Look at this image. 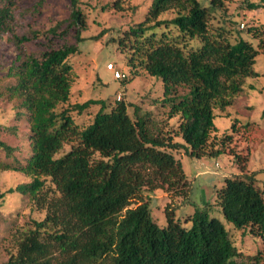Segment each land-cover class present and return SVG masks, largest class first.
Listing matches in <instances>:
<instances>
[{
  "label": "trees",
  "instance_id": "1",
  "mask_svg": "<svg viewBox=\"0 0 264 264\" xmlns=\"http://www.w3.org/2000/svg\"><path fill=\"white\" fill-rule=\"evenodd\" d=\"M227 1L152 0L144 19L118 39L133 72L144 69L162 81V101L168 105V117H178L176 133L183 142L171 133H154L147 115L132 118L123 100L109 110L104 99L70 103L74 77L68 60L80 52L87 29L80 0H70L67 19L75 42L54 46L62 22L46 31L31 28L14 34L19 54L10 69L15 82L8 90L27 112L31 154L24 163L0 167L31 179L0 189V203L6 194L20 193L46 212L16 234V251L3 264H232L241 256L264 264V246L244 255L230 228L211 214L215 203L234 228L248 229L264 244V189L256 185V171L225 177L215 189L214 203L195 208L184 221L166 208L165 226L156 222L149 201L143 199L146 187L162 183L186 192L187 177L170 150L220 155L223 149L208 146L217 130L216 110L231 106L245 79L258 75V47L243 37L233 41L226 27L211 25L212 13ZM113 6L124 9L123 0ZM169 10L175 15L162 18ZM17 14L15 0H0V27L9 26ZM249 31L260 37L264 51L259 29ZM41 35L48 44L38 53H26V44ZM95 104H101L100 109L81 127L72 112L82 113ZM230 140L232 134L224 132L221 142ZM66 144L69 149L62 152ZM0 146L9 155L14 151L2 140Z\"/></svg>",
  "mask_w": 264,
  "mask_h": 264
},
{
  "label": "rangeland",
  "instance_id": "2",
  "mask_svg": "<svg viewBox=\"0 0 264 264\" xmlns=\"http://www.w3.org/2000/svg\"><path fill=\"white\" fill-rule=\"evenodd\" d=\"M18 14L9 26L0 27V140L14 148L9 155L0 146V164L24 163L31 154L29 140L30 126L28 115L16 99L9 94V86L15 82L11 67L19 50L14 34H22L29 29L46 31L59 26V34L53 40L54 46L75 42L73 31L68 28L70 0H15ZM115 0H80L86 16L87 29L80 44V52L72 55L69 62L73 66V83L70 103L84 102L88 99H104L109 110L117 101L128 105L132 118L138 115L149 117L150 128L154 133H171L174 140L183 142L177 135L178 117H168V105L163 103V84L159 78L150 75L144 69L133 72L125 63L118 39L132 23L144 19L152 0H123L124 9L113 6ZM209 3L210 0H205ZM262 6L252 9L249 3ZM173 10L165 12L162 18H171ZM211 25L224 26L234 41L246 38L258 47L259 54L254 68L257 76L245 79L242 91L234 98L226 110H216L217 130L212 133L209 147L223 149L218 155L193 156L185 148L171 149L175 158L181 162L187 177L184 193L175 192L167 184L152 188L146 187L143 199L148 200L151 212L160 226H165L166 208L175 210V216L185 220L197 207L212 202L215 189L225 182V177L236 173L256 171V185L264 189V51L260 48V37L249 28L259 29L264 38V0H230L224 8L211 15ZM66 31V32H63ZM101 34L99 38H91ZM60 35V36H59ZM48 44L41 35L35 41L26 44L24 51L38 53ZM114 64V69L108 65ZM119 70L122 77H115ZM127 76V77H125ZM101 104H95L82 113L72 112L81 127L89 124ZM228 115V116H227ZM236 131H232L233 123ZM224 132L232 134V140L221 142ZM69 149L66 144L62 152ZM61 152V153H62ZM61 153H58L60 155ZM240 161H237V156ZM31 179L27 174L13 169L0 167V189L6 190ZM135 201L138 203L137 199ZM194 202V204H193ZM214 203V202H212ZM211 214L216 215L232 232L237 247L244 253L255 254L263 249V241L248 229L234 228L226 220L221 207L215 203ZM45 210L36 207L28 195L20 193L6 194L0 203V264H3L11 252L16 251V234L32 225L33 219H43ZM263 259H264V253ZM246 256L234 260L232 264H252Z\"/></svg>",
  "mask_w": 264,
  "mask_h": 264
},
{
  "label": "built area",
  "instance_id": "3",
  "mask_svg": "<svg viewBox=\"0 0 264 264\" xmlns=\"http://www.w3.org/2000/svg\"><path fill=\"white\" fill-rule=\"evenodd\" d=\"M108 68H109V69H114V64H113V63H110V64L108 65ZM114 75H115V77H117V78L123 76L119 70H116Z\"/></svg>",
  "mask_w": 264,
  "mask_h": 264
}]
</instances>
